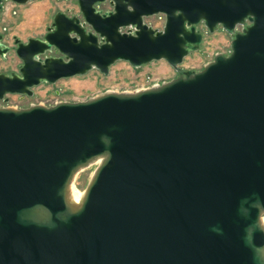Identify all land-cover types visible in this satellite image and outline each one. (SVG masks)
I'll list each match as a JSON object with an SVG mask.
<instances>
[{"label":"water","instance_id":"obj_1","mask_svg":"<svg viewBox=\"0 0 264 264\" xmlns=\"http://www.w3.org/2000/svg\"><path fill=\"white\" fill-rule=\"evenodd\" d=\"M4 1L33 0H0V12ZM76 4L42 38L9 46L0 34V57L13 50L21 61L0 72V101L92 69L108 75L117 61L164 60L177 75L0 107V264H264V0ZM159 13L162 29L145 22ZM200 23L225 31L230 52L183 69L202 48ZM96 158L74 204L71 181Z\"/></svg>","mask_w":264,"mask_h":264},{"label":"rangeland","instance_id":"obj_2","mask_svg":"<svg viewBox=\"0 0 264 264\" xmlns=\"http://www.w3.org/2000/svg\"><path fill=\"white\" fill-rule=\"evenodd\" d=\"M99 8L106 10L109 9V5L105 3ZM59 10L79 14L76 0H33L25 4L4 1L0 12V34L3 36V42L12 46L15 37L23 42L28 38H42L51 25L54 14ZM147 20L156 23L154 18L147 17ZM227 40L228 36L220 29L213 35H205L201 50L187 56L181 67L200 70L219 50L221 43ZM20 63V59L11 50L5 58L0 57V72L5 74L17 72ZM176 75L164 60L152 61L138 68L130 66L128 62L117 61L111 65L108 75L92 69L84 75L60 79L53 84L41 83L33 87L32 96L7 95L6 100L0 101V107L21 108L31 104L50 105L57 101H79L108 91L135 92L147 86V78L161 84ZM97 166L98 161H95L75 173L70 185L76 193L85 190ZM262 217L264 218V214Z\"/></svg>","mask_w":264,"mask_h":264},{"label":"built area","instance_id":"obj_3","mask_svg":"<svg viewBox=\"0 0 264 264\" xmlns=\"http://www.w3.org/2000/svg\"><path fill=\"white\" fill-rule=\"evenodd\" d=\"M151 17V19L152 18H154L156 21V23H154V22H152V21H148L147 20V18H145V22L147 23V24H149L150 26H152L153 28H157V29H162V27H163V25H164V22H165V15L164 14H162V13H159V14H155V15H152V16H150ZM149 17V18H150ZM203 24V23H202ZM246 24L247 25H249L250 24V22L249 21H247L246 20ZM197 28L200 30V32L202 33V36H203V41H204V38H205V35H207V34H209V35H211L209 32H208V29H207V27L203 24L202 26H201V24L200 25H198L197 26ZM245 28V25L244 24H242V23H237L236 25H235V27H234V29H235V31H237V32H242V30ZM213 35V34H212ZM228 36V35H227ZM230 46H231V42H230V37L228 36V40H227V42H224V43H221V45H220V48H219V50H217L215 53H214V55L216 54V53H222V54H224V55H227L229 52H230ZM214 55L211 57V59L209 60V61H211L212 59H213V57H214ZM186 58V57H185ZM184 58V59H185ZM184 61L185 60H183V62L181 63V65L180 66H182V64L184 63ZM209 61H207V62H209ZM206 62V63H207ZM205 63V64H206ZM204 64V65H205ZM203 65V66H204ZM182 68V67H181ZM173 69V68H172ZM174 70V69H173ZM187 70H191V69H187ZM175 71V70H174ZM176 72V71H175ZM148 79V80H147ZM146 79V82H148V84H146L147 86L146 87H143V88H140V89H145V88H149V87H152V86H154V85H158L159 84V82L158 81H156V83L155 82H152V81H149V78H147ZM164 82V81H163ZM162 83V82H161ZM140 89H137V90H140ZM136 90V91H137ZM58 102V101H57ZM56 103V102H55ZM55 103H53V104H55ZM50 105H52V104H50Z\"/></svg>","mask_w":264,"mask_h":264},{"label":"bare ground","instance_id":"obj_4","mask_svg":"<svg viewBox=\"0 0 264 264\" xmlns=\"http://www.w3.org/2000/svg\"><path fill=\"white\" fill-rule=\"evenodd\" d=\"M101 159H102V158H96V159H94L92 162H95V161H101ZM76 188H77V186H76ZM83 194H84V191H83L82 193H76V192L72 189V187H71V185H70L68 196H69V199H70L71 202H73L74 204L79 203V202L81 201L82 197H83ZM261 220H262V224H263V226H264V218L262 217Z\"/></svg>","mask_w":264,"mask_h":264},{"label":"flooded vegetation","instance_id":"obj_5","mask_svg":"<svg viewBox=\"0 0 264 264\" xmlns=\"http://www.w3.org/2000/svg\"><path fill=\"white\" fill-rule=\"evenodd\" d=\"M244 20L246 21L247 19H244ZM247 21H249V20H247ZM249 22H250V21H249ZM200 24H201V26L203 25L202 23H200ZM200 24H198V25H200ZM218 31H219V29L216 30V31H214V32H212V33L209 32V31H208V32L212 35V34L218 33ZM220 31H222V32H224L226 35H228V34H227L225 31H223L222 29H220ZM228 36H229V35H228Z\"/></svg>","mask_w":264,"mask_h":264}]
</instances>
